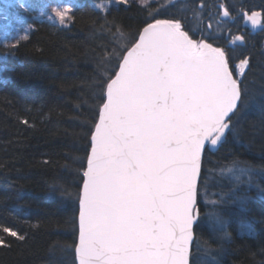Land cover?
<instances>
[{
	"label": "trees",
	"instance_id": "16d2710c",
	"mask_svg": "<svg viewBox=\"0 0 264 264\" xmlns=\"http://www.w3.org/2000/svg\"><path fill=\"white\" fill-rule=\"evenodd\" d=\"M60 1L23 0V10L15 6L17 0H0V16L7 12L11 26L19 28H3L0 39V225L25 236L23 241L6 237L10 247H0V264H75L76 197L103 81L114 77L119 54L138 39L146 22L166 18L181 19L194 39L203 36L224 48L231 69L249 58L240 80L247 89L243 99H254L235 116V141L227 135L215 153L204 152L199 186L211 173L210 162L215 168L251 169L255 189L237 190L246 200L244 209L221 211L229 236L216 264H264V28L249 34L240 16L243 10L264 12V0H178L167 7L133 3L104 13L94 8L98 0H77L67 27L39 19L41 7ZM221 5L232 23L220 20ZM24 33L27 38H20ZM235 35H243L245 43L229 47ZM194 239L212 244L200 222Z\"/></svg>",
	"mask_w": 264,
	"mask_h": 264
},
{
	"label": "snow or ice",
	"instance_id": "6c2138e0",
	"mask_svg": "<svg viewBox=\"0 0 264 264\" xmlns=\"http://www.w3.org/2000/svg\"><path fill=\"white\" fill-rule=\"evenodd\" d=\"M15 6L27 9L23 0ZM71 11L54 10L60 25L67 26ZM220 11L232 18L224 5ZM241 14L253 30L264 28V12ZM0 19L8 21L9 14ZM236 42L245 43L244 36H233L230 43ZM248 66L246 56L233 71L224 48L203 36L194 39L179 18L146 22L138 39L123 48L119 70L103 81L83 187L76 197L78 264H190L200 218L202 153L206 144L215 148L221 142L233 115L254 99H243L247 89L240 77ZM237 171L247 175L251 169ZM245 203L240 200L241 206ZM214 215L224 230L223 217ZM0 233L3 248L10 247L6 237L25 240L9 226L0 225Z\"/></svg>",
	"mask_w": 264,
	"mask_h": 264
},
{
	"label": "rangeland",
	"instance_id": "374dc122",
	"mask_svg": "<svg viewBox=\"0 0 264 264\" xmlns=\"http://www.w3.org/2000/svg\"><path fill=\"white\" fill-rule=\"evenodd\" d=\"M77 0H62L60 1L57 6L54 7H46L43 6L39 10V19L45 20L49 24L57 25L59 27L65 28L67 26L60 25L57 17L55 16L54 10H63L65 7H70L72 9L73 4ZM178 0H128V5L130 4H137L140 6H147L150 4H162L163 7H167L173 5ZM97 5H102V8L97 7ZM119 6L125 5H117L113 2V0H98V3L94 5V8L99 12H106L110 8H116ZM72 13V11H71ZM242 13V12H241ZM240 13V16H242ZM2 17V16H0ZM220 18H224L222 13L220 12ZM233 20L226 18L225 22L232 23ZM243 22V21H242ZM67 25L69 21H66ZM207 23H210L208 21ZM211 24H208V26ZM207 26V27H208ZM3 28L6 29H15L18 31V26H11L8 21L0 19V39H4V31ZM209 28V27H208ZM27 33L26 31H23ZM24 33L20 38L25 36ZM228 45H234L232 43H228ZM233 71L235 70L232 69ZM235 116L232 117V125L231 130L228 133V137H230V141H235ZM210 172L206 180H204L203 185L201 184L200 192L201 195L198 200V208H199V222L202 223L211 238V245L204 246L199 242H196L194 239V243L191 249V257H190V264H216L217 263V256L221 253L223 243L228 239V237H224V230L227 231V223L225 224V229L221 230V228L217 225L215 220L214 213H219L221 215V211L223 207L225 208H236L244 209V205L241 206L240 200L243 198H239L237 196V190L240 187H244L245 191L250 189H255V185L253 182V175L249 172L247 175H240L237 171L236 167L233 166H219L217 168L212 167V163L210 162ZM231 168V172H222V169ZM239 176V179H237ZM251 180V183L249 182ZM214 189V190H213ZM205 200L208 201H218L217 204L213 205L212 203H205ZM245 200V199H244ZM246 201V200H245ZM201 215V216H200ZM228 232V231H227ZM218 249V250H216ZM220 251V252H219Z\"/></svg>",
	"mask_w": 264,
	"mask_h": 264
},
{
	"label": "water",
	"instance_id": "95a60500",
	"mask_svg": "<svg viewBox=\"0 0 264 264\" xmlns=\"http://www.w3.org/2000/svg\"><path fill=\"white\" fill-rule=\"evenodd\" d=\"M246 25H247V24H246ZM247 26L250 27V25H247ZM262 29H263V28H257V29H255V32L259 33L260 31H262ZM125 54H126V53H125ZM118 70H119V69H117V71H118ZM113 78H114V77H113ZM229 131H230V130H229ZM229 131H226V133H225V137L222 138L221 142L218 143V145H217L215 148H212L210 145H207V144H206L204 152H205V151H208L209 153H215V152L219 149V147L224 143V141H225V139H226V137H227ZM89 152H90V151H89ZM204 152L202 153V157H203ZM86 167H87V162H86ZM86 167H85V169H86ZM82 187H83V183H82ZM82 187H81V190H82ZM81 190H80V191H81ZM78 210H79V204H78ZM78 236H79V232H78V216H77V241H76V243H78ZM193 243H194V239H193ZM192 245H193V244H192ZM191 249H192V246H191ZM74 261H75V264H78V261H76V259H75V248H74Z\"/></svg>",
	"mask_w": 264,
	"mask_h": 264
},
{
	"label": "flooded vegetation",
	"instance_id": "af4514ba",
	"mask_svg": "<svg viewBox=\"0 0 264 264\" xmlns=\"http://www.w3.org/2000/svg\"><path fill=\"white\" fill-rule=\"evenodd\" d=\"M242 15V14H241ZM242 19H243V17H242ZM220 20L222 21V22H225V20H226V18H220ZM242 24H243V29H245L247 32H249V34H251V35H255V34H257V32H255V30H253L251 27H249V26H247L245 23H244V20H243V22H242ZM263 30V29H262ZM229 47H231V45H229Z\"/></svg>",
	"mask_w": 264,
	"mask_h": 264
}]
</instances>
